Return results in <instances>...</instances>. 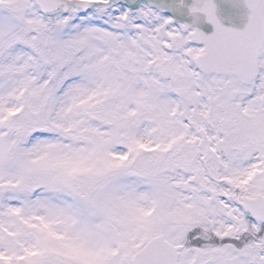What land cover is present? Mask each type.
Masks as SVG:
<instances>
[{
  "label": "snow or ice",
  "instance_id": "1",
  "mask_svg": "<svg viewBox=\"0 0 264 264\" xmlns=\"http://www.w3.org/2000/svg\"><path fill=\"white\" fill-rule=\"evenodd\" d=\"M0 264H264V0H0Z\"/></svg>",
  "mask_w": 264,
  "mask_h": 264
}]
</instances>
